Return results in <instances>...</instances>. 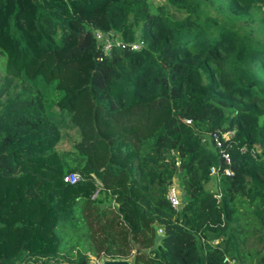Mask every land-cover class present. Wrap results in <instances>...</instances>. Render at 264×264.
I'll list each match as a JSON object with an SVG mask.
<instances>
[{
  "label": "trees",
  "instance_id": "16d2710c",
  "mask_svg": "<svg viewBox=\"0 0 264 264\" xmlns=\"http://www.w3.org/2000/svg\"><path fill=\"white\" fill-rule=\"evenodd\" d=\"M1 55L0 264H264V0H0Z\"/></svg>",
  "mask_w": 264,
  "mask_h": 264
},
{
  "label": "built area",
  "instance_id": "2783aa9c",
  "mask_svg": "<svg viewBox=\"0 0 264 264\" xmlns=\"http://www.w3.org/2000/svg\"><path fill=\"white\" fill-rule=\"evenodd\" d=\"M92 32L94 34V37L96 38L97 45L99 47V59H101L104 55H109L111 52V49L114 45H124L123 41L120 39L119 36H117L114 31L109 30H101L98 28H92ZM143 46V40L137 39L133 42L130 43V47L133 49H138ZM190 121L189 119H187ZM233 135V130L232 129H227V130H215L211 132L210 136L212 140L214 141L215 145L219 148L220 150V155L222 158V161L226 164L224 167V172L226 174H233V170L230 167L231 164V156L230 153L227 150L223 149V139H229ZM179 161H176V163ZM216 172V167L212 166L211 167V173ZM80 178L79 173L77 172H72V173H67L64 176V179L70 182H73L77 179ZM180 187L177 185V183L172 180L170 185L168 186L167 192H166V197L171 203L172 206L174 207H179L180 204L182 203L181 199V194H180ZM216 197H220V192L215 193ZM159 232H161V228L158 229ZM108 258L105 256H101L99 258H96L97 264H105L104 260ZM223 264H238L236 262V259L234 257H230L228 255H224L223 259Z\"/></svg>",
  "mask_w": 264,
  "mask_h": 264
},
{
  "label": "rangeland",
  "instance_id": "374dc122",
  "mask_svg": "<svg viewBox=\"0 0 264 264\" xmlns=\"http://www.w3.org/2000/svg\"><path fill=\"white\" fill-rule=\"evenodd\" d=\"M151 1V4L152 6H156L157 4H161L163 3L165 0H150ZM211 10L214 12V9L211 8ZM137 37H139L138 35H136ZM4 67H5V56H0V77L3 76L4 74ZM67 140V139H65ZM204 141H206V143L211 146L212 142H211V138H210V135L209 133L205 135L204 137ZM61 146L63 148L66 147V145L63 144V142H60V145L58 144V147ZM260 151V149H257L256 150V153ZM51 157V156H49ZM32 167L39 170V171H44L46 172L49 167L51 166V158H45V157H38V158H35L33 159L32 163H31ZM183 174V171L180 170V172L176 173L174 176H173V179L177 185L180 187L182 185L181 183V176ZM215 180L214 178L212 177L210 179V181H208L206 184H205V188L207 189H215ZM182 188V187H181ZM182 190L180 189V192ZM181 194V193H180ZM78 237L76 235L73 236V239H77ZM70 246V245H69ZM130 263H131V258L130 259H127ZM89 264H97V261L95 259V256L94 255H91L90 257V260H89Z\"/></svg>",
  "mask_w": 264,
  "mask_h": 264
},
{
  "label": "water",
  "instance_id": "95a60500",
  "mask_svg": "<svg viewBox=\"0 0 264 264\" xmlns=\"http://www.w3.org/2000/svg\"><path fill=\"white\" fill-rule=\"evenodd\" d=\"M136 248L138 249V245H136ZM105 264H130V262L127 259L123 258H106L104 260Z\"/></svg>",
  "mask_w": 264,
  "mask_h": 264
}]
</instances>
